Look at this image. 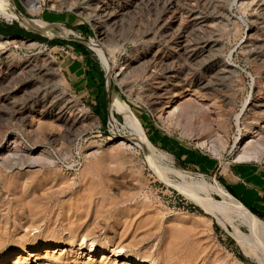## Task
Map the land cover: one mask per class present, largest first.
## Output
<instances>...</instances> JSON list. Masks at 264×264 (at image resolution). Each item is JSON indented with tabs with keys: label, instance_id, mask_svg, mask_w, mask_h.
<instances>
[{
	"label": "rangeland",
	"instance_id": "obj_1",
	"mask_svg": "<svg viewBox=\"0 0 264 264\" xmlns=\"http://www.w3.org/2000/svg\"><path fill=\"white\" fill-rule=\"evenodd\" d=\"M9 1L28 19L68 16L78 24L49 23L83 38L53 35L34 23L45 22L21 24L0 14V28L47 38L0 33V264H126V255L144 264H264V245L256 246L246 227L206 212L175 185L191 181L227 193L218 174L179 157L176 146L212 158L223 172L240 149L256 152L251 160L264 163V0H109L124 12L121 24L103 34L96 17L102 0H36L37 12L27 0ZM57 40L87 50L103 74L101 90L91 85L82 98L72 89L62 59L75 54ZM33 41L40 44H28ZM100 47L112 69L124 68L122 79L113 77ZM10 54L11 65L56 62L60 90L77 103L76 110L65 109L71 127L45 112L62 105V94L49 103L46 93L40 103L41 78L11 75L5 63ZM224 59L233 65L228 75L221 74ZM196 77L210 90L195 86ZM114 95L129 107L149 150L133 139ZM92 101H100L104 122ZM157 135L176 145L156 143ZM245 136L250 142L244 145ZM211 194L218 202L228 199L214 189ZM197 195L206 200L205 193Z\"/></svg>",
	"mask_w": 264,
	"mask_h": 264
},
{
	"label": "bare ground",
	"instance_id": "obj_2",
	"mask_svg": "<svg viewBox=\"0 0 264 264\" xmlns=\"http://www.w3.org/2000/svg\"><path fill=\"white\" fill-rule=\"evenodd\" d=\"M87 1V0H86ZM101 1V0H100ZM103 4L98 8V12L96 14L99 16V19L101 18V20H103V25L99 22V24L97 25L99 27V31L100 34H103L104 31H106V29L109 27H117L122 16H123V12H124V8L123 7H119V8H114L113 6H111V4L109 3V0H102ZM112 1V0H111ZM118 1V0H117ZM142 0H128V2H130L132 5H137V3H139ZM205 1V0H204ZM248 1V0H247ZM144 2V1H142ZM176 2V1H175ZM178 2V1H177ZM96 3V2H95ZM161 3V2H160ZM218 3V2H217ZM261 3V2H260ZM241 4V3H239ZM256 4V3H255ZM259 4V3H258ZM264 4V3H263ZM26 5L28 6V8L30 9V11L32 12H37L39 10V4H37L36 0H27ZM118 5V4H117ZM218 5V4H217ZM242 5V4H241ZM98 6V5H97ZM96 6V7H97ZM246 6V5H245ZM7 7L11 9V13L7 10ZM125 7V6H124ZM208 9V8H207ZM224 9V8H223ZM127 10V9H125ZM224 11V10H223ZM91 12V11H90ZM126 12V11H125ZM202 12V11H201ZM96 13V12H95ZM0 14L7 17L9 21H13L12 17H14L19 23L21 24H32V20L31 19H35L38 21H42L45 23H40L37 21H34L35 24L46 27V29L52 33L53 35H61V36H77V33L71 29L68 28L66 26L63 25H54L52 23H49L45 20L39 19V18H31L28 19L27 17H25L23 14H21L19 11H17L16 9H14L12 3L9 0H0ZM86 15H87V11H86ZM89 15V14H88ZM1 18V17H0ZM124 19V18H123ZM201 19V18H200ZM198 20V19H197ZM215 21V20H214ZM223 21V20H222ZM49 23V24H47ZM232 23V22H231ZM121 24V23H120ZM119 24V25H120ZM25 27V26H23ZM104 27V28H103ZM216 27V26H215ZM218 27V26H217ZM111 29V28H110ZM217 29V28H216ZM188 30V29H187ZM41 31V30H40ZM171 31V30H170ZM212 31V30H211ZM110 32V31H109ZM190 32V31H189ZM110 35V34H109ZM185 35V34H184ZM217 36V35H216ZM106 38V37H105ZM107 39V38H106ZM138 39V38H137ZM189 39V38H188ZM111 41V39H109ZM182 40V39H181ZM192 40V39H191ZM184 41V39H183ZM204 41V40H203ZM4 42H18V43H22V40H15V39H8V40H4ZM89 43L93 46V42L89 40ZM93 43V44H92ZM110 43V42H109ZM108 43V44H109ZM30 44H40L37 41H33V42H29ZM183 44V43H181ZM200 44V43H199ZM258 45V44H257ZM95 46V45H94ZM180 46V45H179ZM250 46V45H249ZM109 47V46H108ZM247 47V46H245ZM111 48V47H110ZM185 48V47H183ZM105 49V48H104ZM112 49V48H111ZM110 49V51H111ZM96 50H98L101 54L102 57H104L106 59V66L109 69V71L112 72V75L114 78H119L122 79L124 76V68H118V70H114L112 69V65L110 63L109 60V55H106L105 50H102L101 47L100 48H96ZM107 51H109L107 49ZM95 53V52H94ZM145 54V53H144ZM154 55V54H153ZM152 56H150V58H154ZM49 57V56H48ZM145 57V55L143 56ZM192 57V56H191ZM14 56L12 54H10L9 58L6 59V66L9 68V73L11 75L17 74L16 76H26L29 78V76H32L35 74L38 75V78H41V84L39 87L42 88L43 91V95L40 99V103H44V96L47 93L50 96V100L49 103L58 100L56 98L59 97V95L62 94L63 98L62 99V105L60 106H56V107H52L50 109H47L45 112L48 113V115L52 116L55 119H59L61 121V123H63L64 125H66L67 127H71L70 125L73 124V121H69V112L67 113L66 110H72L74 111V109L76 110V106L77 103L74 101V99L68 95L66 96V94L64 92H62L60 90V85L64 84V80L62 79V75L60 76L57 71L58 68L56 66V62H54L51 59H41V60H31V59H25L23 61H20L18 64L15 65H11L10 61H13ZM148 58V57H147ZM190 58V57H189ZM5 59V58H4ZM149 59V58H148ZM127 60H125V63H127ZM146 60V59H145ZM225 60V59H224ZM226 61V60H225ZM191 62V61H190ZM160 63V62H159ZM233 66V65H232ZM231 66L230 61H226L224 68L221 69V74H227L230 72V70H233V67ZM165 67V66H164ZM232 67V68H231ZM3 70V68H2ZM4 71V70H3ZM234 71V70H233ZM184 72V71H183ZM219 73V71H218ZM220 74V75H221ZM230 74V73H229ZM183 76V75H182ZM5 77V74H4ZM4 77L0 76V79H4ZM16 77V78H17ZM36 77V76H35ZM12 79V78H11ZM18 79V78H17ZM16 80V79H14ZM11 82V81H10ZM20 82V81H19ZM13 83V82H12ZM194 83L195 86L201 88V89H205L206 90H210L209 86H208V81L207 80H203L200 77H196L194 79ZM31 84V83H30ZM179 84V83H178ZM1 85V84H0ZM34 85V84H33ZM3 86V85H2ZM9 86V85H8ZM24 86H29V83H27ZM23 86V87H24ZM31 86V85H30ZM22 87V88H23ZM36 87V86H35ZM21 88V89H22ZM1 91V90H0ZM28 91V90H27ZM215 91V90H214ZM213 91V92H214ZM24 92V91H23ZM211 92V91H210ZM22 93V92H21ZM38 93V92H37ZM40 94V93H39ZM209 94V93H208ZM18 95V94H17ZM31 95V94H30ZM53 95V96H52ZM52 96V97H51ZM70 97V98H68ZM21 99V98H20ZM112 99V103L113 105L119 110V112L121 114H123V118L126 122H128L129 127L132 130L133 133V139L135 140V142L141 146L145 151H147V149L149 150L150 147V143L149 140L147 138V136L145 135V133L142 131V129L138 126L135 118L133 117V115L130 112L129 107L124 103V101L118 96V95H114V97L111 98ZM226 100V99H225ZM47 104V103H46ZM188 106V105H187ZM262 106V105H261ZM190 107L192 108L193 105L191 103ZM40 108V107H39ZM78 108H80V110H83V108L81 106H78ZM188 108V107H187ZM29 113V110H28ZM68 114V115H67ZM78 115V114H77ZM83 115H85V117L89 118L90 120L94 121L93 124L97 125V121L96 118L92 115V113H88L86 110L83 111ZM239 115L236 116V124L238 125L239 122ZM22 117V116H21ZM74 118V117H73ZM65 126V127H66ZM254 132V131H253ZM249 134V133H248ZM258 135V134H257ZM250 136V135H249ZM246 137V136H245ZM244 138V136H243ZM244 144L250 142L249 137L245 138L243 140ZM120 143V142H119ZM249 144V143H248ZM247 145V144H246ZM206 146L208 147L209 150H211L210 146L208 145V143H206ZM252 147V146H251ZM254 147V146H253ZM246 148H248L246 146ZM256 148V147H255ZM242 150V151H241ZM249 150V149H248ZM253 150V149H252ZM251 150V151H252ZM257 154L256 152H248L247 149H245L243 151V149H240L239 154L237 156V160H251V159H256L257 158ZM229 166L226 165L225 169H227ZM181 173V172H180ZM177 172V174L179 176H182V174H180ZM182 181V180H181ZM189 182V181H188ZM176 187H178L180 189V191L182 193H184L185 195H187L188 197L192 198L194 201H196L197 203H199L203 209L214 215V216H218L220 218H222L223 220L228 221L231 225H233L234 227H236L237 225H242L244 227H246L250 233L252 234V236L254 237V241L256 246H259L262 248V246L264 245V224L262 223V221L260 219H258V217H256L255 215L249 213L248 211H246L244 208H242V206L238 205L237 203H235L232 198L227 194L224 193L222 190H220L218 187H211L209 185H205L203 183H197V182H189L186 183V181L183 183H179V184H175ZM214 189L215 192H217L220 195H226L228 197L227 201L225 202H218L215 201L214 198L212 197L211 194V190ZM197 192H203L206 194V200H202L201 198H199V196L197 195ZM51 245H46V251L48 248H50ZM38 249H36L37 251ZM93 249L92 247L88 248V252L92 253ZM22 252H25L24 249H22ZM99 252H101L102 255H104V251L100 250ZM47 253V252H46ZM119 253H116L115 256H117ZM19 255V254H18ZM17 255V256H18ZM260 258V257H259ZM262 261H264V258H260ZM124 260L126 264H129V261H132L137 263V264H144L143 261L141 259H137V258H133L130 257L129 255L124 256Z\"/></svg>",
	"mask_w": 264,
	"mask_h": 264
},
{
	"label": "crops",
	"instance_id": "obj_3",
	"mask_svg": "<svg viewBox=\"0 0 264 264\" xmlns=\"http://www.w3.org/2000/svg\"><path fill=\"white\" fill-rule=\"evenodd\" d=\"M47 15L52 17L49 22H63L72 25L78 24L68 16L51 13ZM9 27L10 26H2L0 29L9 35H15L19 32V30L9 31V29L12 28ZM75 28L82 32H86V30L79 29L80 27ZM88 29L87 26V31ZM56 44L67 46V48L71 49L75 54L70 60H66V58L63 57V73L72 89L77 92L80 97L87 98V95H89L88 92L91 91L90 86L92 85L95 87L99 85V80L96 75L98 72L96 64L83 46L81 49H77L74 47V43L68 44L62 41ZM67 54H71V52L67 50ZM91 97L93 99L99 97L98 91L93 93ZM92 102L95 103L94 105L96 106V101ZM155 140L156 143H163L167 146H169V144L173 145L174 143L170 138L163 139V135H157ZM179 148L180 147L176 146V149L180 152V155L178 154L179 157L188 159L189 162L195 166L218 174L223 184L228 189H226L228 195L249 213L256 217L260 216L261 218L258 217V219L264 223V163L252 160H232L229 164V168L223 172L222 168L219 169L216 167V162L212 158L201 154L197 155L185 150L181 152Z\"/></svg>",
	"mask_w": 264,
	"mask_h": 264
},
{
	"label": "trees",
	"instance_id": "obj_4",
	"mask_svg": "<svg viewBox=\"0 0 264 264\" xmlns=\"http://www.w3.org/2000/svg\"><path fill=\"white\" fill-rule=\"evenodd\" d=\"M43 20H45V21H48L49 22V20H47V19H45L44 17H43ZM0 33L1 34H6V33H4L1 29H0ZM17 34H19V35H23V36H28V37H32V38H34V39H37V40H41V41H47V38L45 37V36H43V35H40V34H30V33H28V32H26L25 30H20ZM59 42H61L60 40H57V42L56 43H59ZM74 43V47L75 48H77V49H81V44L80 43H78V42H73ZM98 71V70H97ZM97 78H98V80H99V85H98V88L101 90V84H102V81L104 80V78H103V74L101 73V72H97ZM98 93H99V91H98ZM97 105V104H96ZM104 107V106H103ZM100 111H99V110ZM94 111H95V114L101 119V121H105V117H104V113L103 112H101V103H100V101H99V105H97V106H95V108H94ZM166 139V138H168L167 136H163V139ZM150 141L153 143L154 142V140L153 139H151L150 138ZM162 145H164L163 143H162ZM179 150L181 151V152H183L184 150L185 151H189V150H187L186 148H182V147H180L179 148ZM225 186V185H224ZM225 188L227 189V187L225 186ZM228 190V189H227ZM253 212V211H252ZM254 213V212H253ZM254 214H256V213H254ZM257 215V214H256ZM258 216V215H257ZM258 217H260V216H258Z\"/></svg>",
	"mask_w": 264,
	"mask_h": 264
},
{
	"label": "built area",
	"instance_id": "obj_5",
	"mask_svg": "<svg viewBox=\"0 0 264 264\" xmlns=\"http://www.w3.org/2000/svg\"><path fill=\"white\" fill-rule=\"evenodd\" d=\"M77 36H78L79 38H83L82 35H81V32H79V33L77 34Z\"/></svg>",
	"mask_w": 264,
	"mask_h": 264
}]
</instances>
